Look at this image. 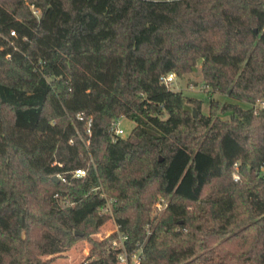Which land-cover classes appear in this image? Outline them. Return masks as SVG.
I'll list each match as a JSON object with an SVG mask.
<instances>
[{"label":"trees","instance_id":"16d2710c","mask_svg":"<svg viewBox=\"0 0 264 264\" xmlns=\"http://www.w3.org/2000/svg\"><path fill=\"white\" fill-rule=\"evenodd\" d=\"M197 61L249 106L203 115L160 81ZM109 219L140 264H264V0H0V264L78 241L116 264V232L91 237Z\"/></svg>","mask_w":264,"mask_h":264},{"label":"rangeland","instance_id":"374dc122","mask_svg":"<svg viewBox=\"0 0 264 264\" xmlns=\"http://www.w3.org/2000/svg\"><path fill=\"white\" fill-rule=\"evenodd\" d=\"M33 10L35 11V9ZM34 14L36 15L37 12ZM169 88L170 90L180 91L188 97L197 99L200 103L199 112L203 115H209L210 112H212L214 115H219L221 118H226V113L219 112V107L224 103H236L243 108L249 106L244 102L235 101L232 98H229L226 94L212 92L209 88H207L201 79L199 61H197L195 67L190 73L184 74L182 76L175 75V79ZM119 118V125L123 129L122 138L134 141L135 138L130 134L133 122L126 119L125 117ZM159 199H162L163 201H160ZM165 200L166 199L164 197L158 196L153 202L150 216L154 220L159 217ZM114 230V222L112 219H109L99 227L96 233L91 234V237L95 240H101L108 237L109 234L114 232ZM114 241H116V238ZM88 249L89 244L86 241H78L70 249L60 254V256L54 257L50 264H77L88 254Z\"/></svg>","mask_w":264,"mask_h":264},{"label":"built area","instance_id":"2783aa9c","mask_svg":"<svg viewBox=\"0 0 264 264\" xmlns=\"http://www.w3.org/2000/svg\"><path fill=\"white\" fill-rule=\"evenodd\" d=\"M37 12L36 10H33V13ZM10 35H14L13 31L9 32ZM175 79V74L173 72H168L166 74H163L160 76V81L162 84L170 89V85L173 83ZM76 117L78 119L82 118L81 114H77ZM120 118H115L109 127V133L112 139L123 137V129L119 125ZM87 125H89V119H87ZM86 133H89V129H86ZM85 175V170L82 168H77L72 171L73 177H83ZM58 177V176H57ZM233 179H237V175H233ZM100 196L103 198L104 202L103 205L100 208L101 212L111 214L110 211V204L112 202L111 198L106 197L105 194L101 193ZM160 201H163L162 199H159ZM164 204V203H163ZM164 206V205H163ZM116 232V241H112V245L115 246L118 249V253L116 255V264H140V250L132 253H128L125 248L123 241L126 239V236L120 233L117 230V227L115 226Z\"/></svg>","mask_w":264,"mask_h":264},{"label":"water","instance_id":"95a60500","mask_svg":"<svg viewBox=\"0 0 264 264\" xmlns=\"http://www.w3.org/2000/svg\"><path fill=\"white\" fill-rule=\"evenodd\" d=\"M192 116L195 117L194 109L192 110ZM158 160H160V158ZM51 178H52L53 181H57V179H58L56 175H53ZM75 233L80 235V233H78V232H75Z\"/></svg>","mask_w":264,"mask_h":264}]
</instances>
